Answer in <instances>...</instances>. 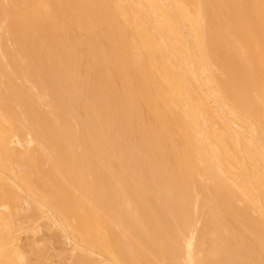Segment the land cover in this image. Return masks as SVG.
<instances>
[{
  "label": "bare ground",
  "instance_id": "1",
  "mask_svg": "<svg viewBox=\"0 0 264 264\" xmlns=\"http://www.w3.org/2000/svg\"><path fill=\"white\" fill-rule=\"evenodd\" d=\"M2 2L0 264H264V0Z\"/></svg>",
  "mask_w": 264,
  "mask_h": 264
},
{
  "label": "rangeland",
  "instance_id": "2",
  "mask_svg": "<svg viewBox=\"0 0 264 264\" xmlns=\"http://www.w3.org/2000/svg\"><path fill=\"white\" fill-rule=\"evenodd\" d=\"M16 1L19 3V6H22L20 3L24 2V0H21L22 2H20V0H16ZM0 2L3 4L2 0H0ZM39 7H40V5H39ZM22 8H24V7L22 6ZM8 43H9V42L7 41V38H6L5 36H3V37H2V45L4 46V48H5L6 50L10 49ZM15 59H16L17 67H20V64H21L20 59H19L16 55H15ZM4 79L7 80V75H5ZM139 108H140V107H139ZM200 183L202 184L201 181H198V182H197V185H198V184L200 185ZM198 187H200V186H198ZM198 187H197V188H198ZM198 191L200 192V200H199L200 203L197 204V207H198L200 210H204V209H206V208L208 207L207 203L204 201V198H205L204 192H205V191H204V189H203L202 186H201V190H200V188H199ZM202 194H203V195H202ZM228 199H229L230 201L232 200V202H234V199H233L232 197L230 198V196H228ZM192 205H193V204H192ZM190 206H191V205H190ZM191 207H192V206H191ZM40 233H41L40 231H37L36 229H33V228H32L31 230H28V231H22V232H20V233L17 232V233L14 234V238H15V239L13 240L14 242H12L11 244H12V245H14V244H19L21 247H23L24 236H25L26 234H28V235H30V236L38 237V236H40ZM49 240H50V239H49ZM49 240H48V239H45L44 242H47V241H48V243H49V242L52 243L53 240H52V239H51L50 241H49ZM54 241H56V240H54ZM54 241H53V242H54ZM44 242H43V244H45ZM57 242H58V241H56V243H57ZM48 243H46V245H44V247H45V246L49 247V249H47L48 252H49L50 249H51V250L53 249V247H54V245H55L56 243H54L53 245L51 244L52 246H49L50 243H49V244H48ZM41 244H42V243H41ZM56 245H57V246L59 245V246L57 247ZM56 245H55L56 248H54V249H55V251L58 252V253H55V251L52 250L51 252H49V254H47L48 252L46 253V249H45V248H47V247L44 248V247H43L42 245H40V244L37 245V248L35 247L34 251H36L37 254L42 255V254H41V250H42V249H43V250L45 249V252H43V255H45L46 258H48V255H50V253H52V255H54V256L51 255L52 257L50 256L51 258H50V257L48 258L49 260H52V261H53V263H52V261L49 262V263H51V264H57V262H59V258L62 256V257L60 258V260L62 259V260H61L62 262H59V263H62V264L64 263V264H65V262L67 261V257H66V256H63V255H65V254L59 255V254H61V253H63V252L60 250V244L58 243V244H56ZM208 245H209V246H208ZM208 245H207L208 248L206 249V251H207L208 249L212 248V246H213V244H208ZM39 246H40L41 248H40ZM38 247H39L41 250H40ZM42 247H43V248H42ZM38 249H39V252H40V253L38 252ZM56 249H57V250H56ZM34 251L32 252V254H30V255H31V258H32L33 260H35V258L39 256V255L36 256L37 254H36V252H34ZM53 251H54V252H53ZM44 253H46V254H44ZM53 253H54V254H53ZM55 254H56V255H59L60 257H59V256H56ZM208 255H209V257H212L213 254H212L211 252H209ZM17 256H18V254L15 255L14 257L16 258ZM39 257H40V256H39ZM41 257H44V256H41ZM63 257H65V258H63ZM57 258H58V259H57ZM64 259H65V261H64Z\"/></svg>",
  "mask_w": 264,
  "mask_h": 264
}]
</instances>
